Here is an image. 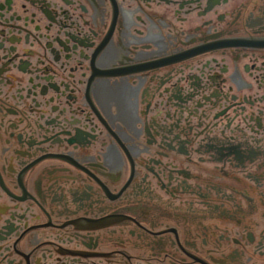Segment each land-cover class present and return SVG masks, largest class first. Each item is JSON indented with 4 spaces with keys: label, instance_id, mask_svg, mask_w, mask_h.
<instances>
[{
    "label": "flooded vegetation",
    "instance_id": "obj_1",
    "mask_svg": "<svg viewBox=\"0 0 264 264\" xmlns=\"http://www.w3.org/2000/svg\"><path fill=\"white\" fill-rule=\"evenodd\" d=\"M0 264H264V0H0Z\"/></svg>",
    "mask_w": 264,
    "mask_h": 264
}]
</instances>
